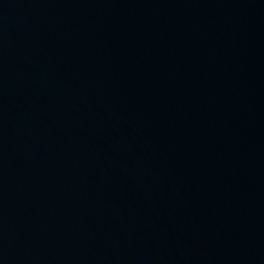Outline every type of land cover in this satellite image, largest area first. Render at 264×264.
<instances>
[{"label":"water","instance_id":"95a60500","mask_svg":"<svg viewBox=\"0 0 264 264\" xmlns=\"http://www.w3.org/2000/svg\"><path fill=\"white\" fill-rule=\"evenodd\" d=\"M0 264H264V0H0Z\"/></svg>","mask_w":264,"mask_h":264}]
</instances>
